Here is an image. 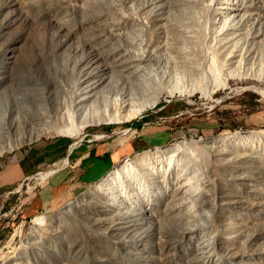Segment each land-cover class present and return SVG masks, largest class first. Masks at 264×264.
Wrapping results in <instances>:
<instances>
[{"label":"rangeland","instance_id":"1","mask_svg":"<svg viewBox=\"0 0 264 264\" xmlns=\"http://www.w3.org/2000/svg\"><path fill=\"white\" fill-rule=\"evenodd\" d=\"M230 2L238 10L216 19L220 0H0V261L14 254V264H227L214 246L213 208L178 193L176 184L158 189L156 216L120 207L127 223L120 236L121 228L107 223L116 217L97 203L84 201L66 216L59 212L101 178L83 181L85 162L111 159L105 175L144 151L150 161H172L175 178L191 191L229 205L227 224L237 240L225 254L264 253V139L253 152L216 148V161L196 143L264 130V0ZM162 74L180 78L187 90L161 97L152 90L162 85ZM73 87L79 92L75 121L81 124L84 114L89 126L80 137L49 132L45 114L57 113ZM137 87L142 93L134 99ZM124 96L123 105L115 104ZM144 103L146 109L127 121L90 119L97 110L115 115ZM179 141L185 145L176 153L156 152ZM49 184L55 195L44 202ZM39 214L52 216L59 238L44 225L51 238L37 239L43 231L31 226ZM107 229L115 236L99 234Z\"/></svg>","mask_w":264,"mask_h":264},{"label":"bare ground","instance_id":"2","mask_svg":"<svg viewBox=\"0 0 264 264\" xmlns=\"http://www.w3.org/2000/svg\"><path fill=\"white\" fill-rule=\"evenodd\" d=\"M230 1H233V0H220V4H219L220 5V7H219L220 8L219 9L220 14H217V15L215 14L216 19L221 18L222 14H223L222 16L224 17L226 14L227 15L230 13L232 14V12L238 10V9H235L234 6L238 7V8H239V6H237L236 4L232 5L233 3H231ZM228 11H231V12H228ZM235 14H237V13L235 12ZM224 18H226V17H224ZM209 52H212V51H209ZM233 55H235V53L232 54L231 56H233ZM214 57L215 56H213V58ZM229 58H230V60H228V61L230 62L232 57H228V59ZM221 62H222V60H221ZM231 63H234V62H231ZM216 65H220V64H218V62H217ZM210 67H212V66H210ZM213 68H216V67L214 66ZM213 68H211V72H214V71H212ZM183 69H185V68H183ZM222 70H224V69H222ZM207 71H208V69H207ZM220 71H221V69H220ZM176 72H178V71H176ZM222 73H223V71H222ZM163 74L161 75V79L159 78L160 80L157 82V83L160 82L162 85L159 83L161 86H159L158 89L154 88V90H152V91H156V93H158L161 97L162 96L171 97V96H174V95L179 94V93L182 94L183 92H185L187 90L184 86H183L184 88L180 87V85H182L180 83L182 81V80H180V78H178V77L165 78L166 76ZM206 74H209V73H206ZM215 74H218V72ZM227 76H228V74H227ZM263 76L261 78H264ZM206 77H207V75H206ZM239 77H241V76H239ZM207 79H208V77H207ZM226 80H229V79H226ZM259 80H262V79H259ZM207 89H208V87H207ZM137 90H138V92L134 93V95H135L134 99H138V96L141 95V93H142V90H140L138 87H137ZM147 91L150 92V90H147ZM191 91H193V89ZM78 93L79 92H77L76 89L73 87V90H71V99L67 100V101H61L60 100L59 101V108L60 109H59V111H57V113H55V114L46 113L45 114L44 117L46 119L45 121H47V122H45L46 126L44 128H46V130H49V132L55 130V131H57L63 135L80 137L83 129L87 128L89 125H88V121H87V124H84L85 121L87 120V119H85V121H83L84 120V116H83L84 114L83 115L81 114V119H82L81 124L76 123V121H75L73 99H74V96L77 97ZM126 98H127L126 96L117 97L116 100H118V101L115 102V104L123 105L127 101ZM113 103H114V101H113ZM105 104H106V107L108 108L109 103H105ZM151 104H153V103H151ZM135 105L129 110H123V111L120 110V112L115 113V115H114V113L113 114L112 113L107 114L104 111H103V113H102V111L100 113V111L97 110L94 115H90V119L91 118L92 119H98L99 122H101L103 120H106V121L110 120L109 122L127 121L133 117H136L138 114L142 113L149 104H145L141 107H135ZM121 108L124 109V107H121ZM98 112H99V114H98ZM4 117H6V115ZM10 119L14 120L13 118H10ZM54 121H56V122H54ZM263 139H264V130H253V131L247 132V133H244L241 131H235L232 133H230V132L222 133V134H219L218 136L211 137V138L200 137L196 141V143L202 144L206 148L207 151L209 150V153L207 155L208 159H210L211 155H212L213 158L215 157V161H216V160L220 159V158L216 157V151H215L216 148L222 149L224 154H229L230 152L233 151V149H237V148H241V147L246 148L247 152L251 151V150H252L251 152H253V151H255L253 149L254 147H252L253 144L255 142L261 141ZM184 143H185V141H179V142H176L172 146H168V147H164V148H157L156 152H158V153L163 152L164 154H165V152L166 153L167 152H170V153L175 152L176 153L177 151L182 149L181 144L185 145ZM11 147H14V146H11ZM256 153H257V151H256ZM150 154H154V152H152V153L150 152ZM147 157H148V152H145V151L141 152V153H136L135 156L128 157L120 165L114 166L105 175H103L99 180L88 185L86 190L83 191V193L81 194V196L78 199L69 202L66 206H64V208L62 210H59V212H61L62 215L66 216L68 214L69 215L72 214V212L75 211V208L77 206H80V204L84 203V201H89L90 203L91 202L97 203V208L103 209L105 212L111 213L110 214L111 216L116 217L114 219H110L109 221H107V223H108L110 228L111 227L121 228V230H117L118 231L117 234L120 236L122 234L121 231L126 230V225H127L125 220L122 219L123 209H121L120 207H122L124 205H129V207H131V208L140 209L142 211H145V213H147L149 215L151 213V215L156 216L157 211L154 208L155 207L154 201L159 199L158 198L159 197L158 189L160 190V188L164 185L168 189L171 184H176L178 187V193H181L182 195H186L188 198L191 197L196 202H199L200 206L209 204L213 208V210H214L213 212L215 213L214 214L215 218H217V219L211 218V222L213 224L212 233L214 235V239H215L214 241L216 244L214 246L216 247L217 254L221 253L222 255L225 256L224 258H225V262L227 264H257L259 262H263V260H264V253L263 252L262 253L261 252L256 253L254 251L247 250L244 254H240V250H238L232 254H225V253L230 252L229 251L230 250V244L232 243L231 239L232 240H234V239L237 240V239H236V232H232L231 229L229 228V227H232L233 225L230 226L229 225L230 223L227 224L229 222V219H227L226 216L231 211L229 209L230 208L229 205H225V203L222 202L223 199L220 200V198H218L217 196H212L208 192H204V190H200L199 192L191 191L189 187H187L186 185L181 183L182 179L179 180V178H177V179L175 178L176 169L172 166V164H171L172 161L169 162L171 165L169 163H167V166H165L161 162L164 160V158H163V160L162 159L159 160L160 158L159 159L157 158L156 159L157 161H150L151 159L150 158L148 159ZM168 159L170 160L171 158H168ZM167 160H166V162H167ZM67 163H68V161H67V159H65L60 164V166L64 167L65 165H67ZM212 164H214L213 160H212ZM54 171H55V168L40 172V174H39L40 179H48ZM180 178H183V177H180ZM175 196H178V194ZM164 204H165V207H170V205L168 203H164ZM179 210L181 211L182 209H179ZM105 214H107V213H105ZM98 215H99V213H98ZM129 218H132V217H129ZM127 219H128V217H127ZM63 220H65V217H63L62 221ZM69 220H70V218H69ZM53 222H54V220L52 219V216H50V215L39 214V215L34 217V219L32 221V226H31L32 231H35V232H37L38 230L43 231V234L40 235V237L37 239H40L41 237H43V239L49 240L51 238L49 232L45 230L47 228H52V230H55L57 232L56 233L57 236L55 235V237H52V238H55V239L59 238V235H61V233L58 231V225L56 227L55 224H52ZM44 225H48L47 228H44L43 227ZM228 225H229V227H228ZM99 227H102V226H99ZM56 228H57V230H56ZM42 231H41V233H42ZM127 231H128V229H127ZM192 232H195V231H192ZM82 233L84 234V236L86 238H88V236H91V234H89L87 232V228H83ZM99 234L100 235L104 234L106 237L110 236L111 234L113 236H115L114 231L112 229H107L103 232H100ZM184 235H186V234H184ZM28 236H30V235H28ZM49 236H50V238H48ZM36 237H37V235H33V236H31V239L32 240L36 239ZM110 238H112V237H110ZM186 238H188V237H186ZM92 239H93V237H91V241H92ZM192 239H193V237H191V239L188 238V240L194 241ZM39 241H41V240H39ZM112 242H113V244H116V245H114L115 247H117V244L118 245L121 244L120 240L119 241L118 240H112ZM167 243H165V244H167ZM194 243H195V241H194ZM57 244L56 245L54 244L55 246H53V247H56L57 249H59L58 248L59 244L58 245ZM124 244H126V243H124ZM23 246H24V244H23ZM29 246H31V248L35 249V251H36V249H39L37 246H35V243H33V244L30 243ZM90 249H92V248H90ZM226 251H229V252H226ZM13 253H15V252H13ZM19 254H21V253H19ZM179 254H180V250H179ZM13 255L14 254H12L13 259H12V257L8 256L7 258L1 260L0 264H14L15 259H16V258H14V256H16V255H14V256Z\"/></svg>","mask_w":264,"mask_h":264},{"label":"trees","instance_id":"3","mask_svg":"<svg viewBox=\"0 0 264 264\" xmlns=\"http://www.w3.org/2000/svg\"><path fill=\"white\" fill-rule=\"evenodd\" d=\"M62 141H66L65 143L67 144L68 140L63 139L61 140V142ZM111 164V159H104L102 157H96L90 161L85 162L84 167H86V170L85 174L82 175V179L88 182L99 179L101 173L104 172L107 167H110Z\"/></svg>","mask_w":264,"mask_h":264},{"label":"crops","instance_id":"4","mask_svg":"<svg viewBox=\"0 0 264 264\" xmlns=\"http://www.w3.org/2000/svg\"><path fill=\"white\" fill-rule=\"evenodd\" d=\"M100 156H101V155H100ZM100 156H98V157H100ZM93 163H94V162H93ZM85 170H86V167H84V166H81V167H80V171H81V172L79 173V176L81 177V179H82V175L85 174ZM106 173H107V172H106ZM106 173H105V174H106ZM102 174H103V172L101 173V176H100V177L103 176ZM58 176H59V175H57L56 177H58ZM83 181H85V180H83ZM92 181H93V180H92ZM85 182H88V181H85ZM51 183H53V182H51ZM50 185H51V184H49V185L46 187V188H47V191L44 192V194H43V197H42V198H43V201H44V202H49V201L51 202V200H50L51 197L55 195V194H52V195L49 194V190H50V189L53 190V193H54V189H55V188L51 187Z\"/></svg>","mask_w":264,"mask_h":264}]
</instances>
